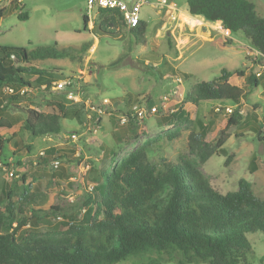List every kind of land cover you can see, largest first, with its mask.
I'll return each instance as SVG.
<instances>
[{"label":"trees","instance_id":"obj_1","mask_svg":"<svg viewBox=\"0 0 264 264\" xmlns=\"http://www.w3.org/2000/svg\"><path fill=\"white\" fill-rule=\"evenodd\" d=\"M187 3L190 15L219 23L231 34L242 33L264 55V17L258 14L255 3L249 0H188ZM11 7L12 4L1 8L0 17ZM96 13L97 20L91 29L89 17L83 16V31L118 40L127 31L136 44L147 43L149 24L146 21L140 20L136 27L129 28L118 9H98ZM18 18L24 21L27 14H20ZM215 45L221 50L226 46L222 41ZM91 47L88 43L81 50L86 53ZM75 51L76 48L74 51L58 49V43L32 51L23 47H0V129L11 130L21 122L19 116L10 113V108H19L26 90L36 88L46 95L62 92L53 86L55 72L36 68L33 63L71 58ZM235 74L243 79V85L231 83ZM263 76L253 69L248 73L225 68L212 81L197 83L174 110L157 121L160 129L169 127L161 135L170 141L180 138L183 127L189 129L188 148L196 158L185 155L174 164L164 160L165 169L161 170L149 156L161 137L147 140L120 161L114 151L108 164L104 162L98 169L94 164L91 167L95 181L83 202V214L63 215L59 205L43 210L48 198L33 191V184L27 183L25 174L6 185L0 195V264H119L130 258L149 259L151 255L174 259L177 264H255L249 262L254 254L249 236L264 234V199L256 196L252 184L245 179L239 180L236 191H218L200 170V165L214 155H226L224 147L231 138L229 130L241 122L262 140L255 109L243 116L240 103L259 87ZM185 77L188 79L190 75ZM63 95H55L62 102H51L52 113L31 107L23 110L24 130L32 137L52 136L62 132L64 119L83 122L87 113L85 104L67 105ZM213 101H233L238 110L228 114L222 108L219 112L212 109L213 119L221 114L228 117L216 139L207 142L214 123L206 125L198 121V131L192 130L194 121L185 107ZM162 112L163 108H158L156 113ZM124 116L129 118L125 131L137 130L143 124L144 118L137 119L133 107ZM111 121L113 126L121 125L113 115ZM8 143L0 133V153ZM57 154L58 158L68 156L66 150L50 147L37 166L46 165L48 158ZM255 168L253 165L252 172ZM51 215L64 217V230H41L43 222L51 223ZM149 264L161 263L150 258ZM259 264H264V256Z\"/></svg>","mask_w":264,"mask_h":264},{"label":"rangeland","instance_id":"obj_2","mask_svg":"<svg viewBox=\"0 0 264 264\" xmlns=\"http://www.w3.org/2000/svg\"><path fill=\"white\" fill-rule=\"evenodd\" d=\"M142 1L144 4L139 15L141 20L149 24L145 45L136 44L127 31L122 32V40L83 31L84 15L90 18V29L97 20L96 11L88 14L86 0H0V9L12 4L10 11L0 17V47H23L32 51L58 43V49L74 51L76 48L71 58L36 61L33 66L53 70L56 81L75 78L74 86L83 93V100L102 105L108 112L101 118L103 123L96 131L84 127V115L83 122L64 119L59 135L32 137L23 127V110L31 107L52 113L51 102H62L55 95L64 93L65 97L66 93L54 91L56 94L46 95L36 88L26 90L19 108H10V113L19 116L21 122L11 130L0 129L2 136L9 140L3 153H0V195L6 185L20 180L25 174L27 183L33 184V191L47 196L48 201L43 210L48 211L51 206L59 205L64 211L63 215L83 214V202L95 181L91 167L94 164L98 169L104 162L108 164L110 153L114 151L118 155L117 161H120L147 140L161 137L149 153L151 161L157 163L161 170L165 169V161L174 164L185 155L196 158L188 148L189 129L183 127L180 138L170 141L161 135L169 127L160 129L157 121L160 116L174 110L197 83L212 81L225 68L232 72L243 70L248 73L253 69L264 74V58L259 56L251 42L242 33H228L218 24L207 28V32H212L209 41L202 38L205 42L198 41L178 58L175 54L178 44L182 52L189 39H198L192 36L194 30L185 27L181 16L182 13L188 16V0H166L165 3L159 0ZM249 1L255 3L258 14L264 17V0ZM20 14H27V19L20 20ZM96 39V48L92 46L86 53L81 50L88 43L95 44ZM213 40H221L226 44L225 48L221 50L211 43ZM185 75L190 77L187 79ZM231 83L241 86L243 79L235 74ZM69 103L67 101L66 104ZM135 105L147 112L150 107L163 108V112L147 113L137 130L130 128V131H125L126 125L113 126L109 123L111 115L119 122ZM218 105L238 110L233 101L186 106L194 121L192 130L198 131V121L206 125L214 123L207 135V142L214 141L218 131L226 125L228 116L224 114L213 119L211 111ZM240 107L243 116L255 109L262 140L241 122L229 130L231 138L224 147L227 156H212L200 165V170L212 186L222 193L236 191L239 180L245 179L252 184L256 196L264 199V76L259 87L240 103ZM115 109L118 111L115 112ZM76 132L79 138L73 142L70 136ZM50 147L62 148L68 156L58 158V154L53 155L48 158L49 163L38 167L41 153ZM229 155L232 156L230 161ZM253 165L256 166L254 172ZM11 171L13 177L8 175ZM54 218L51 215V223L48 220L41 224L43 232L65 229L62 225L64 217ZM249 240L254 252L249 262L259 264V259L264 256V234H252ZM150 258L161 264H177L176 260L170 261L166 257L160 259L157 255H151ZM149 259L130 258L119 264H149Z\"/></svg>","mask_w":264,"mask_h":264},{"label":"built area","instance_id":"obj_3","mask_svg":"<svg viewBox=\"0 0 264 264\" xmlns=\"http://www.w3.org/2000/svg\"><path fill=\"white\" fill-rule=\"evenodd\" d=\"M166 1H163L165 3ZM88 14L92 11H96L98 9H118L124 16V20L126 25L129 28L136 27L141 20L139 12L142 8L144 2L142 0H86ZM89 17V16H88ZM90 19V18H89ZM260 57L264 58V55L258 53ZM75 78L73 80H59L53 82V86L58 91H64L65 99L70 102L69 104H77L84 103L86 107V121L84 123L85 128L97 130L100 128L101 118L105 114H107V109L103 108L102 105H96L91 103L89 100H83V93L80 92L75 86ZM167 101V98H165ZM107 103V102H106ZM224 109L229 114L232 113V108H229L224 105H218L216 107V111H220ZM158 110V107H153L150 111H145L143 109H136L135 114L137 115V119H143L147 113L155 114ZM121 125H126L129 121V118L126 116H122L120 119ZM79 136L77 133H73L70 136V140L76 142ZM44 155V152L41 153ZM9 177H13V172L8 173Z\"/></svg>","mask_w":264,"mask_h":264},{"label":"crops","instance_id":"obj_4","mask_svg":"<svg viewBox=\"0 0 264 264\" xmlns=\"http://www.w3.org/2000/svg\"><path fill=\"white\" fill-rule=\"evenodd\" d=\"M160 1V3H163V1H166V0H159ZM167 2V1H166ZM173 6H175L174 4H173ZM176 10V9H175ZM178 11V10H177ZM180 12H182V11H179V13ZM183 15H181V16H183V21H185L184 22V24H185V27H189V28H191L192 30H194V34L192 35V36H195V37H197L198 39H196L197 41H192V40H190L189 39V42L187 43V44H184L185 46H184V50H182V52H181V46H179V44L176 46L177 47V50H175V54L178 56V58L179 57H181V55L185 52V51H187L190 47H192L193 45H195L198 41H202V42H205V41H209L210 40V36L212 35V32L211 31H209V32H207L206 30H208L207 28L208 27H214V23H210V22H207V21H205L202 17H200V16H192V15H190L189 14V12L187 11V14H188V16L187 15H185L184 13H182ZM180 16V17H181ZM187 18H197V20H195V22L194 23H192V22H189V21H187L186 19ZM218 25H220L221 26V24H219L218 23ZM88 26H90L91 27V21L89 20V24H88ZM90 29V28H89ZM219 33V32H218ZM228 33H230L229 31H228ZM218 35V34H217ZM205 39V41L203 40V39ZM192 41V42H191ZM217 41H221V40H213V42H211V43H215V42H217ZM97 42H98V39H96V43L95 44H93L92 46H93V48H96V46H97ZM191 104H188V106L189 107H191L190 106ZM226 106V105H225ZM193 107V106H192ZM139 107L137 106V105H135V106H133V110H136V109H138ZM186 108V107H185ZM189 108H187L186 110H187V112L189 113V110H188ZM103 121V119H101V122ZM103 123V122H102ZM109 123L111 124V125H113V123H112V121H111V118L109 119Z\"/></svg>","mask_w":264,"mask_h":264},{"label":"bare ground","instance_id":"obj_5","mask_svg":"<svg viewBox=\"0 0 264 264\" xmlns=\"http://www.w3.org/2000/svg\"><path fill=\"white\" fill-rule=\"evenodd\" d=\"M187 20H188L189 22H192V23L195 22V19H193V18H187Z\"/></svg>","mask_w":264,"mask_h":264},{"label":"water","instance_id":"obj_6","mask_svg":"<svg viewBox=\"0 0 264 264\" xmlns=\"http://www.w3.org/2000/svg\"><path fill=\"white\" fill-rule=\"evenodd\" d=\"M129 1V0H128ZM117 105H115V107H116Z\"/></svg>","mask_w":264,"mask_h":264}]
</instances>
